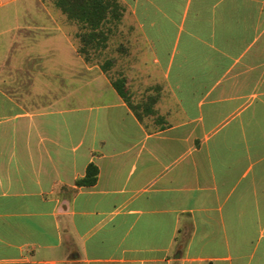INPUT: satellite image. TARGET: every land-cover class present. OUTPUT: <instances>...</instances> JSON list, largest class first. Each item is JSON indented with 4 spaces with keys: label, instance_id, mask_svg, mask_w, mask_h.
<instances>
[{
    "label": "crops",
    "instance_id": "obj_1",
    "mask_svg": "<svg viewBox=\"0 0 264 264\" xmlns=\"http://www.w3.org/2000/svg\"><path fill=\"white\" fill-rule=\"evenodd\" d=\"M118 3L0 0V264H264V0Z\"/></svg>",
    "mask_w": 264,
    "mask_h": 264
},
{
    "label": "trees",
    "instance_id": "obj_2",
    "mask_svg": "<svg viewBox=\"0 0 264 264\" xmlns=\"http://www.w3.org/2000/svg\"><path fill=\"white\" fill-rule=\"evenodd\" d=\"M53 3L69 18L78 15L94 23L106 20L108 17L112 18L115 16L119 7L118 0H53ZM95 48V45L81 43L77 51L84 56L86 62L90 63L91 61L87 55L90 50H95ZM109 66L110 61H105L104 64L101 65V69L106 71ZM111 85L121 98L128 103L130 102L129 91L124 76L111 78ZM96 177L97 168L94 165H89L85 177L78 180L77 184L90 186L96 181Z\"/></svg>",
    "mask_w": 264,
    "mask_h": 264
},
{
    "label": "rangeland",
    "instance_id": "obj_3",
    "mask_svg": "<svg viewBox=\"0 0 264 264\" xmlns=\"http://www.w3.org/2000/svg\"><path fill=\"white\" fill-rule=\"evenodd\" d=\"M117 77V76H116Z\"/></svg>",
    "mask_w": 264,
    "mask_h": 264
}]
</instances>
